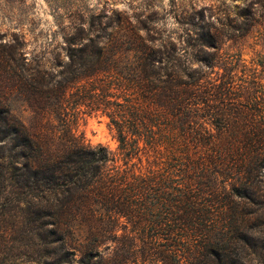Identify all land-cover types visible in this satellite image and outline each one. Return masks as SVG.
Segmentation results:
<instances>
[{"label": "rangeland", "instance_id": "1", "mask_svg": "<svg viewBox=\"0 0 264 264\" xmlns=\"http://www.w3.org/2000/svg\"><path fill=\"white\" fill-rule=\"evenodd\" d=\"M209 35L213 45L201 39ZM89 40L105 48L111 71L81 82L87 100L76 105L68 96L61 117L86 144L108 149L111 175L156 192L135 202L141 223L95 206L92 225L58 229L52 192L12 194L2 132L11 112L51 146L52 132L60 136L62 128L52 113V83L63 80L70 53ZM147 49L162 59V79L180 87L162 95L143 80ZM198 79L186 106L182 84ZM112 114L128 135L125 146ZM130 118L144 120L147 129ZM242 132L264 137V0H0V264H81L88 250L90 264H207L209 250L221 253L208 240L222 242L234 220L256 244L241 263L264 264V198L252 205L230 196L228 204L240 163H215L216 148L206 141ZM16 154L21 169L30 153L18 148ZM161 192L166 196L159 200ZM189 202L207 214L206 229L193 232L173 221ZM224 243L229 253L233 245Z\"/></svg>", "mask_w": 264, "mask_h": 264}, {"label": "trees", "instance_id": "2", "mask_svg": "<svg viewBox=\"0 0 264 264\" xmlns=\"http://www.w3.org/2000/svg\"><path fill=\"white\" fill-rule=\"evenodd\" d=\"M201 39L205 41V44L213 45L210 35L202 36ZM69 58L70 63L67 64L66 71L63 73V80L56 84L52 83V113L56 114L55 121L61 123L62 128L58 130L60 136L52 132L51 146L44 144L41 138L31 136L26 130V126L21 124L11 112H7L2 133H4L10 149L5 172L8 186L12 190V194L16 196H23L29 191L44 192L46 189L52 192V226L58 229L63 225H69L72 228L76 224L92 225L95 219L93 211L95 206L105 207L109 212L116 213L117 217H125L133 223H141L144 221L143 214L136 211L135 202L137 203V199L146 196L150 191L156 192V190L147 184L136 187L123 178L111 175L110 171L106 170L107 164L113 161L108 149L101 145L92 147L86 144L82 138L76 136L66 126V120L61 117L63 104L70 102L67 100L68 96L69 100L77 99L76 105L85 103L84 101L87 100L85 97L88 96L83 95L78 85L83 81L96 78L101 73H109L111 58L107 56L105 48H99L93 40H89L84 50L78 51V53L72 51ZM140 61L143 80L160 88V94L163 95L173 87H180L174 80L162 79L163 62L157 52L147 49ZM158 63L159 65H157ZM209 64V66H214L213 61ZM198 82L199 79L182 84L186 90V106L194 94L193 88L199 86ZM74 89H77V92L72 93ZM196 89L198 90V88ZM207 95L209 96V94ZM221 95L225 96L227 93ZM92 98L93 96H90L88 100L91 101ZM98 103L103 104L100 100ZM114 105L117 108L122 107L121 104ZM104 106L109 109L111 103L106 102ZM120 113L123 114L121 121H124L125 113L122 110ZM111 116L112 123L119 130L120 142L125 146L128 135L124 133V126L115 118L114 114ZM131 119L134 122L140 121L147 129L144 120L126 119V122L135 125V127L137 123L132 124ZM223 120L225 119H220V121ZM235 122L238 124L237 120ZM135 133L140 135L138 132ZM230 136V140H226L227 135L223 133L211 134L206 138L207 145L211 143L216 148L214 150L216 153L215 163L220 165L240 163L239 178L232 186L231 192L226 193L228 197L226 201L231 204L230 196H235L242 202L256 205L261 198H264V191L260 186L263 184L262 187H264V148L262 147L264 146L262 145L264 137L262 134L254 132L232 133ZM134 143L139 145V141H134ZM18 148L30 153L26 155L28 161L21 169L14 162ZM161 194L159 200L166 196L165 192H161ZM166 201L170 202L171 200L166 199ZM196 205L195 202L186 203L185 209L188 211L173 221H180V224L193 232L206 229V224L210 223V220L207 214L202 215L199 214L201 212H196ZM166 210L169 211L168 208ZM109 219L113 223L115 218L109 216ZM229 220L230 218H228ZM234 224H236L235 220L227 226L228 233L224 240L220 241L222 244L213 242L211 239L208 240L206 246L216 247L221 253L212 252L213 249L209 250L207 264H242V256L247 249L256 247L255 242L246 233L244 223L236 227ZM227 240L229 244L233 245L229 253H227L228 245L224 243ZM92 255V250L86 251L84 255L86 257L81 260V264H90L87 257Z\"/></svg>", "mask_w": 264, "mask_h": 264}]
</instances>
